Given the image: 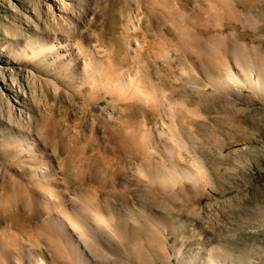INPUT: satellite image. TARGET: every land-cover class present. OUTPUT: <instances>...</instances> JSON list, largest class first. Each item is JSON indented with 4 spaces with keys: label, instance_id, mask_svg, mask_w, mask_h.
Segmentation results:
<instances>
[{
    "label": "rangeland",
    "instance_id": "1",
    "mask_svg": "<svg viewBox=\"0 0 264 264\" xmlns=\"http://www.w3.org/2000/svg\"><path fill=\"white\" fill-rule=\"evenodd\" d=\"M180 1L0 0V264H264V0Z\"/></svg>",
    "mask_w": 264,
    "mask_h": 264
},
{
    "label": "bare ground",
    "instance_id": "2",
    "mask_svg": "<svg viewBox=\"0 0 264 264\" xmlns=\"http://www.w3.org/2000/svg\"><path fill=\"white\" fill-rule=\"evenodd\" d=\"M165 1V0H164ZM189 1L190 0H181L179 3H181V4H184V5H188V3H189ZM215 2L217 3V5H219V6H221V7H223V8H226V7H228V2H227V0H215ZM237 2L239 3V4H242V5H253L255 2L253 1V0H237ZM167 3V2H166ZM212 3V2H211ZM149 7L150 6H148V12L150 13V14H153V10L151 9V10H149ZM152 7H155V6H152ZM156 7H157V5H156ZM171 8L169 9V16H171V18H174L175 17V9H174V7H173V5H171L170 6ZM218 14V13H217ZM176 20V19H175ZM190 25V24H189ZM191 26V25H190ZM204 26V25H203ZM191 28H192V26H191ZM178 30V29H177ZM174 30H171L170 31V33H171V36H170V38H169V41L170 42H172V41H175V40H177V38H179V36H176L175 35V32H173ZM178 41V40H177ZM180 41V40H179ZM99 46V45H98ZM100 47V46H99ZM96 49V48H95ZM94 50V49H93ZM102 50V49H101ZM122 51L123 49H119V51ZM103 51V50H102ZM96 52H98V55H100V56H102L103 54V52L101 53L100 52V50L97 48L96 49ZM104 52H105V50H104ZM101 53V54H100ZM67 54H69V53H67ZM97 54V53H96ZM112 54V53H111ZM116 55H115V57L114 56H109V59H111L112 58V60H114V61H116V59H117V55H118V52L117 53H115ZM55 54H51L50 55V58H55ZM80 57V56H79ZM114 57V58H113ZM81 59V58H80ZM82 62L84 63L83 65H86V64H88V63H86L84 60H82ZM89 65V64H88ZM87 65V66H88ZM113 66V65H112ZM84 67V66H83ZM86 67V66H85ZM96 69H97V67H95ZM87 69V68H86ZM100 69V68H99ZM88 70V69H87ZM250 70H253V69H250ZM87 72H89V70L87 71ZM99 77V76H98ZM109 77V76H108ZM148 77L150 78V79H153L152 78V76L150 75H148ZM147 77V78H148ZM110 78V77H109ZM106 79H108V78H106ZM126 79H128V81H130V84L135 88L134 89V94H133V98H134V95H135V97H139V93H143L144 95L146 94V96H148V97H150V99H148V101L149 102H151L152 104H155V102H157L156 100H159V97H157L156 96V94L157 93H155V88L153 89V91H149L150 89H152L153 88V85L155 84V82L153 83V82H150L149 80H142V79H137V78H135V76H133V75H127V77H126ZM152 81H154V80H152ZM103 86H104V84H103ZM155 87V86H154ZM160 87V86H159ZM152 92H154V93H152ZM161 95V94H160ZM141 97H143V96H141ZM161 99V98H160ZM119 101V103H121V104H124V111L126 112V115H127V104H128V101H126L124 98H119L118 99ZM129 109V108H128ZM125 120V119H124ZM120 128V130H119V133H118V136H119V140L120 141H122L125 145H126V148L127 149H131V150H133L134 152H135V154L136 155H138L139 157H141L140 156V153H142L143 152V145H144V137L145 136H143V134L141 133V134H136L135 136H131V134H130V132H129V130L127 129V122L126 121H123V124L119 127ZM150 138V137H149ZM145 147V146H144ZM146 152V151H145ZM143 155V154H142ZM145 155V154H144ZM20 189L18 188V185L17 186H14V188H12V193H11V196H13V198H14V196L16 197V198H18V194L20 195V191H19ZM43 190L45 191V187L42 185H40L39 187H38V191L39 192H43ZM12 198V197H11ZM15 198V199H16ZM15 205H17V203H15Z\"/></svg>",
    "mask_w": 264,
    "mask_h": 264
}]
</instances>
